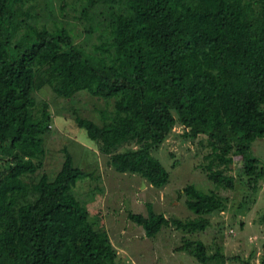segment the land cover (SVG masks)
Returning <instances> with one entry per match:
<instances>
[{"label":"trees","instance_id":"1","mask_svg":"<svg viewBox=\"0 0 264 264\" xmlns=\"http://www.w3.org/2000/svg\"><path fill=\"white\" fill-rule=\"evenodd\" d=\"M90 2L104 11L97 42L87 48L65 27L20 36L11 0H0V264H121L103 214L92 221L73 193L90 174L71 154L53 180L28 181L45 157L51 114L36 94L47 86L66 100L81 91L114 99L109 122L77 123L117 173L165 188L170 172L153 153L182 127L185 141L206 138L200 169L209 182L234 191L239 181L240 208L264 176V163L250 155L264 138V0ZM94 32H86L91 40ZM183 194L194 218L169 219L150 207L128 219L149 238L169 226L203 233L226 208L216 192L188 185ZM176 250L200 264L229 260L221 246L211 253L201 240L184 239Z\"/></svg>","mask_w":264,"mask_h":264},{"label":"rangeland","instance_id":"2","mask_svg":"<svg viewBox=\"0 0 264 264\" xmlns=\"http://www.w3.org/2000/svg\"><path fill=\"white\" fill-rule=\"evenodd\" d=\"M11 5L15 20L23 24L20 36L31 35L41 28L55 32L66 28L77 43L88 48L97 42L96 36L102 31L100 13L104 9L102 4L93 5L90 0H11ZM91 28L95 31L92 40L86 33ZM36 98L39 104L40 101L48 104L51 121L49 130L42 136L45 151L42 168L28 181L36 183L43 174L53 180L67 153L71 154L75 167L90 174L89 178L77 183L73 193L88 209L92 221H99V214H103L121 264H200L185 252L176 250L184 244V239L203 241L211 253L216 252V246H221L229 258L227 264H264V176L252 194L250 205L240 208L243 189L238 180L234 191L219 190L200 169L209 153L206 138L185 141L183 128L176 127L169 139L153 153L171 175L169 184L157 189L138 176L113 171L97 143L78 126V117L100 126L109 122L114 114V99L109 101L81 91L66 100L48 86L39 91ZM250 155L264 163V138L252 144ZM229 175L238 178L235 170ZM188 185L204 193L216 192L227 201L223 211L210 216L211 226L207 231L187 234L169 226L155 238H149L142 227L128 219L130 212L147 216L150 207L169 219L194 218L185 205L183 189Z\"/></svg>","mask_w":264,"mask_h":264},{"label":"crops","instance_id":"3","mask_svg":"<svg viewBox=\"0 0 264 264\" xmlns=\"http://www.w3.org/2000/svg\"><path fill=\"white\" fill-rule=\"evenodd\" d=\"M112 169V168H111ZM106 230H107V227H106ZM108 232V231H107ZM111 238V237H110ZM112 241V240H111Z\"/></svg>","mask_w":264,"mask_h":264}]
</instances>
